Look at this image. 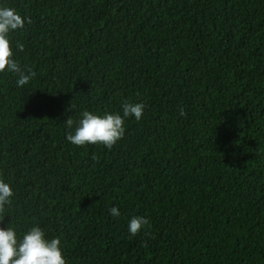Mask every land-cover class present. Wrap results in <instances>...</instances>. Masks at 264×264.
Instances as JSON below:
<instances>
[{"label": "trees", "instance_id": "obj_1", "mask_svg": "<svg viewBox=\"0 0 264 264\" xmlns=\"http://www.w3.org/2000/svg\"><path fill=\"white\" fill-rule=\"evenodd\" d=\"M0 7L25 18L8 39L36 73H0V227L39 226L66 264H264V0ZM125 103L143 116L111 149L67 140ZM134 216L150 227L131 236Z\"/></svg>", "mask_w": 264, "mask_h": 264}, {"label": "clouds", "instance_id": "obj_2", "mask_svg": "<svg viewBox=\"0 0 264 264\" xmlns=\"http://www.w3.org/2000/svg\"><path fill=\"white\" fill-rule=\"evenodd\" d=\"M31 23V19L27 20ZM25 26V18L14 8L0 7V73L10 71L17 74V86L22 87L36 75L30 68L22 70L13 58V49L8 39L9 33ZM20 51L24 50L23 43H18ZM143 103H125L123 114L105 113L103 116L93 114L87 110L82 112V118L74 133L67 134V140L76 146L86 144H102L111 149L125 133V118L133 117L139 121L143 116ZM180 116L185 115L180 109ZM71 129L74 121L68 118L65 122ZM12 187L0 179V223H3L5 206L11 203ZM112 216H119L118 208L110 209ZM150 227V222L143 216H134L129 221V232L136 236L143 229ZM59 238L46 239L45 232L39 227L30 228L21 238L13 228L0 227V264H66L62 255Z\"/></svg>", "mask_w": 264, "mask_h": 264}]
</instances>
